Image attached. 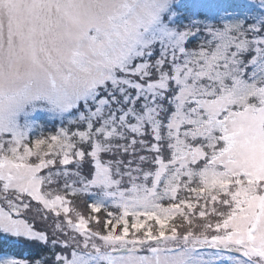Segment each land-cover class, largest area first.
<instances>
[{"label": "snow or ice", "instance_id": "snow-or-ice-1", "mask_svg": "<svg viewBox=\"0 0 264 264\" xmlns=\"http://www.w3.org/2000/svg\"><path fill=\"white\" fill-rule=\"evenodd\" d=\"M20 2L0 264H264V0Z\"/></svg>", "mask_w": 264, "mask_h": 264}, {"label": "clouds", "instance_id": "clouds-1", "mask_svg": "<svg viewBox=\"0 0 264 264\" xmlns=\"http://www.w3.org/2000/svg\"><path fill=\"white\" fill-rule=\"evenodd\" d=\"M27 7L28 4L26 0H21V2L18 4V11L14 13V15L23 17L25 21L29 19L28 13H27ZM10 21V13L7 7L0 9V25H3L5 32L7 31V27Z\"/></svg>", "mask_w": 264, "mask_h": 264}, {"label": "trees", "instance_id": "trees-1", "mask_svg": "<svg viewBox=\"0 0 264 264\" xmlns=\"http://www.w3.org/2000/svg\"><path fill=\"white\" fill-rule=\"evenodd\" d=\"M48 127H51V125H48ZM82 210L86 211V209L83 208V206H81ZM101 216H103V213H101ZM177 224H179V219L177 220Z\"/></svg>", "mask_w": 264, "mask_h": 264}]
</instances>
